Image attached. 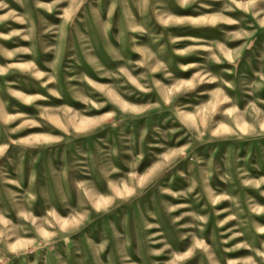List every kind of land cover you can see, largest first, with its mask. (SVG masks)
Wrapping results in <instances>:
<instances>
[{
  "label": "rangeland",
  "instance_id": "obj_1",
  "mask_svg": "<svg viewBox=\"0 0 264 264\" xmlns=\"http://www.w3.org/2000/svg\"><path fill=\"white\" fill-rule=\"evenodd\" d=\"M0 264H264V0H0Z\"/></svg>",
  "mask_w": 264,
  "mask_h": 264
}]
</instances>
